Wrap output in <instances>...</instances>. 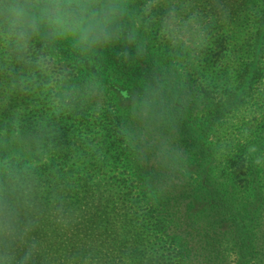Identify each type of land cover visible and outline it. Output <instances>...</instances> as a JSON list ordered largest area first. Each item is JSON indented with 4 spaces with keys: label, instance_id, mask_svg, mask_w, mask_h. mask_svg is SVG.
<instances>
[{
    "label": "rangeland",
    "instance_id": "1",
    "mask_svg": "<svg viewBox=\"0 0 264 264\" xmlns=\"http://www.w3.org/2000/svg\"><path fill=\"white\" fill-rule=\"evenodd\" d=\"M169 10H175L178 23L165 32ZM119 25L127 30L123 41L118 33L99 44L110 51L101 55H91L99 45L81 47L72 39L57 40L61 54L45 44L15 40L23 57L13 58L8 49L14 38L0 36V135L33 130L39 123L44 129L33 149L38 162L27 163L8 190L0 188L19 213L20 232L29 229L23 240H14L19 244L15 249L0 239V253L14 255L12 264L29 250L28 264H176L148 221L150 205L141 201L136 161L139 156L143 163L147 155L150 171L163 175L168 198L182 215L185 192L199 180L228 196L230 216L221 230L231 231L235 240L227 252L201 247L197 258L211 264H264V0H127ZM130 32L135 37L131 43ZM128 50L135 55L121 54ZM78 57L100 61V81L88 84L99 91L96 111L62 106L68 103L66 89L89 88L84 65L74 62ZM150 65L167 78L189 127L197 135L206 129L210 155L199 149L197 166L187 147L201 148L199 139L189 145L187 135L176 139L172 131L152 126L164 119V111L149 93ZM86 69L94 70L91 65ZM71 104L80 109L88 100L80 95ZM109 113L114 119L122 115L129 137H121L115 121L106 141L117 149L103 145L96 160L79 161L87 147L79 139L99 144L96 138L105 133ZM206 113L212 124L202 120ZM57 134L65 141L54 143ZM231 155L255 169V180L248 174L244 183L226 191L222 177L232 170L227 164ZM38 171L63 178L48 183ZM224 241L221 236L216 240Z\"/></svg>",
    "mask_w": 264,
    "mask_h": 264
},
{
    "label": "trees",
    "instance_id": "2",
    "mask_svg": "<svg viewBox=\"0 0 264 264\" xmlns=\"http://www.w3.org/2000/svg\"><path fill=\"white\" fill-rule=\"evenodd\" d=\"M119 26L122 27L123 25ZM126 33L127 30L120 28V41H123ZM13 40V45L12 43H9V55H11L13 58H17L19 55L20 57H23V55H21L22 52L19 51L16 45L18 41L15 38ZM28 42L32 43L33 45L45 44L48 46L47 49L49 51H51L49 48H54L57 54H61L62 45L59 44L57 40H52V38H50L44 31H42L40 34L32 36ZM62 42L64 44L68 41L63 39ZM77 52L82 53L81 51ZM109 52L110 51L108 49L103 47L101 48L99 45L98 48L91 53V55H101L102 53ZM126 55H135V53H132L128 50ZM74 62H78L80 66L84 65V67L81 66V68L86 70L85 74L83 75V79L85 80L88 87V84L93 86L97 81H100L101 75L97 69L100 67V61L98 58L85 59L78 57L76 60H74ZM87 65H91V68L94 70L88 71L86 69ZM141 66L142 65H140V67ZM150 69L152 70L151 74H146V77L149 78L151 83L149 93L154 99H156L157 104L161 106L160 110L164 111V119L153 122L152 126H158V129L163 132L172 131V134L176 139L187 135L189 145L198 144L194 139H199L201 148H197L195 146L187 147L192 149L190 153L194 156V158H196V161L193 163V165L197 166L201 163V157L199 158L198 153L199 149H201L202 153L210 155L209 148L207 146L205 147L204 143L206 129H202V133L197 135V133H195V131L189 127L186 110L181 108V106L176 103V97L173 90L170 89L169 85L166 86L167 78H163L157 72V70L153 69L151 65ZM152 74L155 75L152 76ZM89 88H85L82 91L77 87H70L69 89H66L64 93V99H68V103L60 101L62 106H67V110H71L72 112L79 110V113H82V110H98L100 108V105L97 104L99 91ZM80 95L87 98L88 105L77 109V106L72 105L71 101H73L74 104L76 98ZM217 115L218 114H215L213 118H215ZM210 116L211 115L209 113L203 114L202 120L212 124ZM108 118H111V121L105 126L106 129H103V131L106 130L105 133L100 134L96 138V140L99 141V144H93V141H85V138L79 139L80 141L78 142L87 144V147L81 152L82 155H80L81 157L79 161L83 162L86 158L96 160V158L99 157L96 155L101 150L103 145L117 149V145H115L112 141H106L108 138L112 137L110 133L113 131V128L108 127H115V121H117V128L122 134L121 137H129V134L127 133V124L125 123V119H123L121 114L116 119H114L113 115L109 113ZM35 128L36 129L33 130L25 129L22 132L15 134L8 131L5 134L0 135V164H2V167L0 168V188H5L8 190V185L12 186L16 181H18L17 177L27 163L38 162L34 161V159L37 158V155L33 149L35 144H37L38 141L41 140V137H43L40 136L41 130H44L43 124L39 123L35 125ZM123 138L121 141H123ZM60 141H65V138L62 137V134L55 135L53 142L58 143ZM161 145L162 144H160V146ZM174 151L176 152V149ZM143 156L145 158L143 163L141 162V157L139 156H137L138 158L136 161L141 177V181L139 183V188L143 194L141 201L144 202L145 200L147 201V204L150 205L149 215L151 217L148 218V221H152V225L155 227L156 231L160 234V236H163V242L167 245V249L170 251L168 255H171L175 258L176 264H201V261H203V264H211L209 260H202L196 257V253L202 250L201 247H215L221 251L227 252L231 239L235 240L231 231L227 232L221 230L223 226H225L223 221H225L227 216H230L228 196L225 192H217L214 187L208 184V181L201 182L202 180H199L197 183L195 182L193 185L189 186L185 192L187 194V211L185 215H182V209L178 207L177 204L172 203V201L168 198L169 190L168 186H166L162 179L163 175H160V173L151 172L148 166L150 162L149 157L147 155ZM211 164H213L212 161L209 162L206 167V172L209 173L206 175L207 177L211 173L209 171ZM227 164L232 170L228 173H225L224 177H222L226 191L228 189H234L240 182L244 183V177H248L246 176L248 174L250 180H255V169L250 167L245 168L244 160H242L240 156L231 155L227 160ZM39 172L40 171H38V173ZM38 176L46 177V181L48 183H51L50 179L59 180L63 178L62 174L59 175L54 171H50L49 173L42 171V173H39ZM239 177H242V179H239ZM233 222L235 223V221H232V223ZM237 233H239V230H236V238L239 239L240 237L237 236ZM219 236L225 240L222 245L216 242ZM195 243L196 246L191 247ZM7 244H9L7 247L9 249H15L17 246H19L17 241H7ZM244 246L245 243L242 244V251H239L241 255L244 253Z\"/></svg>",
    "mask_w": 264,
    "mask_h": 264
},
{
    "label": "clouds",
    "instance_id": "3",
    "mask_svg": "<svg viewBox=\"0 0 264 264\" xmlns=\"http://www.w3.org/2000/svg\"><path fill=\"white\" fill-rule=\"evenodd\" d=\"M126 6L127 0H0V36L26 45L32 36L44 31L53 40L72 39L81 47H91L117 37ZM163 19L169 20L162 29L165 32L178 23L175 10H169ZM127 38L131 42L135 37L130 32ZM18 223L16 207L0 193V239L11 242L19 236L23 240L29 229L20 232ZM30 258L31 250L18 264H28ZM14 259L7 252L0 253V264H12Z\"/></svg>",
    "mask_w": 264,
    "mask_h": 264
}]
</instances>
